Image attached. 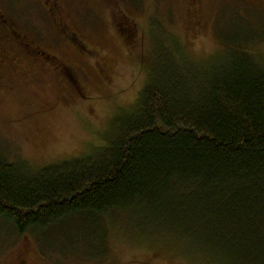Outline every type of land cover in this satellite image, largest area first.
Instances as JSON below:
<instances>
[{
    "label": "trees",
    "instance_id": "obj_1",
    "mask_svg": "<svg viewBox=\"0 0 264 264\" xmlns=\"http://www.w3.org/2000/svg\"><path fill=\"white\" fill-rule=\"evenodd\" d=\"M161 38L106 146L41 170L0 159V222L47 238L80 220L106 245L121 221L189 262L264 264V64L249 41L193 63Z\"/></svg>",
    "mask_w": 264,
    "mask_h": 264
},
{
    "label": "rangeland",
    "instance_id": "obj_2",
    "mask_svg": "<svg viewBox=\"0 0 264 264\" xmlns=\"http://www.w3.org/2000/svg\"><path fill=\"white\" fill-rule=\"evenodd\" d=\"M21 8L19 33L58 58L41 64L13 47L20 65L14 71L0 67V159L33 170L107 145L113 124L138 104L150 61L164 49L161 37L168 35L169 44L193 63L249 41L264 64V0H63L65 23L88 57L41 17L40 8L26 2ZM61 65L74 71L78 86L57 69ZM21 263L199 264L163 242L134 238L121 221L111 225L106 245L80 220L47 238L19 235L0 222V264Z\"/></svg>",
    "mask_w": 264,
    "mask_h": 264
},
{
    "label": "flooded vegetation",
    "instance_id": "obj_3",
    "mask_svg": "<svg viewBox=\"0 0 264 264\" xmlns=\"http://www.w3.org/2000/svg\"><path fill=\"white\" fill-rule=\"evenodd\" d=\"M22 2H26L35 8L36 6L40 8L42 10L41 17H44L45 20L47 19L51 26L56 27L55 29L59 30L61 28V36H64L67 42H71L77 48L79 54L82 52L88 57L90 52L87 47L82 45L83 43L78 35L73 34L65 23L63 0H0V41L4 42V44H0V67H6L8 70L14 71L20 65L19 57L12 50L13 47L17 49V52L20 50L26 58L39 60L38 63L41 64L54 62V60L58 59L46 51L36 40H30L19 33L21 22H24L21 20L20 14ZM26 9V7H23V11ZM24 14L26 15L27 13ZM32 27L34 28V26ZM57 69L66 79L70 77V82L78 86L72 69L62 65L59 68L57 67Z\"/></svg>",
    "mask_w": 264,
    "mask_h": 264
}]
</instances>
